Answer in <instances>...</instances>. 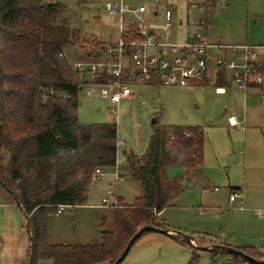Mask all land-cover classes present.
<instances>
[{
	"label": "rangeland",
	"instance_id": "obj_1",
	"mask_svg": "<svg viewBox=\"0 0 264 264\" xmlns=\"http://www.w3.org/2000/svg\"><path fill=\"white\" fill-rule=\"evenodd\" d=\"M43 1L66 6L71 27L86 37L101 40L105 45L117 44L124 33L121 14L110 13L107 9L108 4H116L128 10L124 14L125 19H130L132 25L140 30L141 24L132 21L134 16L129 11L141 6L147 9L142 26L152 43L182 44L189 34L207 33L209 43L248 42L264 46V0H218V5L217 0H208L205 10L198 5L204 0ZM168 8L173 11L170 28L165 18ZM206 20L205 26V23L200 24ZM156 31L162 33L157 34L162 36L158 41L151 37ZM249 38L254 40L250 42ZM72 53L82 52L78 48L68 52V58L74 64L79 59H74ZM213 82L212 79L207 85L187 87L156 83L131 85L135 98L122 100L119 104H113L102 96L106 88L83 86L79 96L80 122L88 125L116 124L123 144L118 147L116 166L105 168L101 180L93 182L85 206H65L63 214L49 217L47 243L95 244L91 238H98L95 242L100 243L101 225L104 223L105 229L110 231L114 216V207L104 206L103 198H108L109 203H115L118 198L131 203L142 193L140 184L129 171L126 153L144 155L155 127L181 126L203 127L207 132L202 171L209 186L204 188L202 181H182V195L159 221L162 225L164 221L167 230L177 231L194 240L180 245L166 236L148 232L137 241L121 264H192L194 251L199 256L197 264H234L229 261L227 250L220 246L242 245L264 250V90H250L246 94L232 85L225 93H218ZM227 112L234 114L239 121L246 118L245 132L227 127ZM116 172L122 175L119 183L115 181ZM182 174L179 168H170L167 172L171 181L179 180ZM231 191L242 193L243 210L240 201L229 202ZM8 201V193L0 184V206ZM88 205L96 207L89 208ZM18 211L23 223L25 221L27 236L24 240L23 237H5L8 242L0 258L3 264H20L24 258L30 264L27 218L20 209ZM14 216H9V220L15 221ZM16 240L19 259L14 250ZM2 248L0 245V251ZM214 254L220 256L217 261ZM247 256L264 263V253L253 250L245 257L250 259ZM37 264H52V261L40 260Z\"/></svg>",
	"mask_w": 264,
	"mask_h": 264
},
{
	"label": "trees",
	"instance_id": "obj_2",
	"mask_svg": "<svg viewBox=\"0 0 264 264\" xmlns=\"http://www.w3.org/2000/svg\"><path fill=\"white\" fill-rule=\"evenodd\" d=\"M123 24L125 42L147 39L130 20L124 19ZM77 48L84 55L72 53L74 59L99 61L105 58L107 45L82 41L60 3L0 0V184L9 201L26 215L30 264L40 260L114 264L141 228L165 229L159 215L182 195V181L205 179L203 127H155L144 155H125L141 196L132 204L118 198L112 229L101 225V242L47 243L49 217L58 214L59 206H85L95 170L117 164L116 124H83L79 114L82 87L107 84L111 77L94 75L86 81L75 73L68 52ZM170 168L182 169L179 180L168 178ZM168 237L180 245L190 244L181 235ZM237 249L243 255H233L236 264L254 250ZM198 258L194 251L192 264Z\"/></svg>",
	"mask_w": 264,
	"mask_h": 264
},
{
	"label": "built area",
	"instance_id": "obj_3",
	"mask_svg": "<svg viewBox=\"0 0 264 264\" xmlns=\"http://www.w3.org/2000/svg\"><path fill=\"white\" fill-rule=\"evenodd\" d=\"M107 9L110 13H119L122 16L126 12L122 5L116 4H108ZM145 11V7L132 10L131 14L134 16L132 21L142 24ZM165 18L167 27L170 28L173 20L171 9L166 10ZM123 21L124 19H122V33L125 30ZM188 37L182 44L152 43L148 39L127 43L121 38L117 44L107 46L103 60L78 61L72 64V69L86 81H90L94 75H110V82L100 86L106 88L102 96L113 104H119L122 100L134 96L131 85L156 83L187 87L202 83L213 61L218 69L231 71L233 82L243 91L264 87V62L259 60L258 47L248 44L214 45L202 35L189 34ZM216 90L218 93H225L224 88ZM228 123L231 127L245 128V121H239L235 115H229ZM121 144L123 140L117 137V146ZM103 174L104 169L97 168L92 176V182L100 181ZM116 180H119L118 174ZM229 200L230 203L237 200L242 202L243 195L234 191ZM115 203H109L108 198L102 200L104 206H114ZM64 208L65 206H59L58 214H62ZM241 209H244L242 203ZM229 257V261L236 264L233 255ZM239 264L264 263L244 258Z\"/></svg>",
	"mask_w": 264,
	"mask_h": 264
},
{
	"label": "crops",
	"instance_id": "obj_4",
	"mask_svg": "<svg viewBox=\"0 0 264 264\" xmlns=\"http://www.w3.org/2000/svg\"><path fill=\"white\" fill-rule=\"evenodd\" d=\"M205 3H206V0H204L201 4H198L199 5V7L200 8H203L204 10H205ZM218 3H219V1L217 0V5H218ZM197 5V6H198ZM217 5H216V7H217ZM64 6V5H63ZM123 6V5H122ZM65 7V10H66V17H67V19L69 20V15H68V9L66 8V6H64ZM141 7H144V6H141ZM215 7V8H216ZM124 8V7H123ZM125 9V8H124ZM168 9H170V8H168ZM126 10V9H125ZM128 10H126V12H127ZM125 12V13H126ZM129 12H131V11H129ZM147 12V9H146V11H145V13ZM124 13V14H125ZM157 13H155V15H156ZM122 16V15H121ZM122 19H125V17H124V15L122 16ZM144 19H145V14H144ZM127 20V19H126ZM128 20H130V19H128ZM207 23V20L206 21H203V22H200V24L202 23ZM206 23L205 24H203L204 26L206 25ZM143 24H141V27H142V32H143V34L147 37V39H148V36H149V34H147L145 31H144V29H143V26H142ZM201 27H202V25H200ZM125 27V26H124ZM74 29V28H73ZM76 30V29H75ZM77 31H79V30H77ZM79 33H80V37L83 39V40H86V39H93V38H89V37H86V36H84L80 31H79ZM157 34H161L162 35V33L161 32H153L151 35V37H153V39H155V41H158V38H160V39H162V36H160V35H157ZM122 35V34H121ZM159 36V37H158ZM205 39H207L208 40V38H207V33H205V35H202ZM121 39V38H120ZM159 39V40H160ZM93 40H97V39H93ZM149 40V39H148ZM242 40V39H241ZM247 40H250V42L252 41V40H254V39H252V38H249V39H247ZM97 41H100L101 42V40H97ZM211 44H220V45H244V44H248V45H252V46H255V47H258V55H259V60L261 61V62H264V46H257V45H255V44H250V43H248V42H245V43H243V42H238V43H222L221 41H219V42H211ZM107 46L108 45H111V44H106ZM232 76H233V74H232V72L231 71H227V70H225V69H218V67H216V65H215V63H214V61L213 62H211L210 63V67H209V71H208V73H207V75H206V78H205V81L204 82H202V83H198V85H207L208 83H210V80H214V84L216 85V89L217 88H224L225 89V92H226V89H227V87L228 86H232V85H234V86H236V84L233 82V79H232ZM86 86H98V87H101L100 85H91V84H88V85H86ZM237 87V86H236ZM103 88V87H102ZM238 88V87H237ZM240 89V88H239ZM240 90H242V89H240ZM250 90H254V91H260V92H263V90H264V87L263 88H252V89H249L248 91H247V93L246 94H248V92L250 91ZM135 97L133 96V97H131V98H128V99H124V101H131V100H133ZM229 115H234V114H232V113H230V112H227V115H226V125H227V127L228 128H230V129H235L236 127H231L230 125H229V123H228V117H229ZM240 121H245V128L244 129H242V128H239L240 130H242L243 132H245L246 131V129H247V120H246V118L245 117H243V119L242 120H240ZM204 129V128H203ZM236 129H238V128H236ZM205 134H206V142H207V132L205 131ZM205 146H206V143H205ZM202 170H203V168H202ZM130 171V170H129ZM183 172V171H182ZM203 172V171H202ZM131 173V172H130ZM116 174H118V176H119V180L117 181L116 180ZM132 174V173H131ZM122 179V175H120V173L119 172H116L115 173V181H116V183H119V181ZM196 182V181H195ZM203 183H202V185H203V187L204 188H207L208 186H209V182L206 180V179H204V181H202ZM190 183H194V182H190ZM93 184V183H92ZM92 186V185H91ZM216 191H218V188H214ZM232 190H240V188H235V189H233L232 188ZM234 191H231V194L233 193ZM89 193H90V191H89ZM110 193V192H109ZM141 195H139L138 197H140ZM137 198V197H136ZM135 198V199H136ZM88 199H89V195H88ZM104 199V198H103ZM119 199H123V198H119ZM230 199V198H229ZM124 201H125V199H123ZM237 201H239V200H237ZM237 201H235V202H237ZM88 202V201H87ZM229 202H230V200H229ZM128 204H132L133 202H131V203H129V202H127ZM234 203V202H233ZM240 203H242L243 204V207H244V203H243V201L242 202H240ZM89 206V208L90 207H96V206H93V205H88ZM174 206H175V204H174ZM19 206L18 205H16V204H13V203H11L10 201H8V202H4L1 206H0V229H1V233H0V245H2L3 246V250H1L0 251V258H1V253H3L2 251H4V247H6V246H4V245H6L7 244V242H6V240H5V237H7V239L8 238H10L11 239V237L13 236V237H23V240H24V238L27 236V230L25 229V227H24V225H25V221H24V223H23V221H22V219H21V217H19V215H18V210L20 209L21 210V212L24 214V212H23V210L21 209V208H18ZM97 207H100V206H97ZM171 208V207H170ZM99 209H101V208H99ZM169 209V208H168ZM167 210V209H166ZM165 210V211H166ZM165 211L164 212H162L160 215H159V219H160V217H162L163 216V214L165 213ZM23 214H22V216H23ZM63 214V213H62ZM16 216V220L14 221L13 220V222L12 221H10L9 220V216ZM14 216V217H15ZM24 224V225H23ZM163 224H164V227H165V223H164V221H163ZM14 229H16V231H14ZM166 229V228H165ZM6 231H8L7 232V235H6ZM155 234H159V235H163V234H160V233H157V232H154ZM178 232L177 231H173V232H171V234L172 235H179V234H177ZM163 236H166V235H163ZM166 237H168V236H166ZM169 239H171L170 237H168ZM92 240H90V241H93L95 244H97L98 242H95V241H97V239L98 238H91ZM94 239V240H93ZM172 240V239H171ZM92 242V243H93ZM88 243H90V242H88ZM78 245H85V244H78ZM86 245H89V244H86ZM91 245H94V244H91ZM227 246H229V247H232V248H252V249H254V250H256V251H258V252H261V253H264V250H258V249H256V248H253V247H247V246H242V245H235V246H231V245H228V244H226ZM210 246V245H209ZM208 247V246H207ZM207 249V248H206ZM14 250L16 251V253H15V255H16V258L17 259H19V254L17 253V251H18V241L16 240L15 241V244H14ZM25 259V258H24ZM23 259V262L22 263H20V264H27L26 262H27V260L25 259L24 260ZM0 264H3V262H1ZM52 264H53V262H52Z\"/></svg>",
	"mask_w": 264,
	"mask_h": 264
},
{
	"label": "water",
	"instance_id": "obj_5",
	"mask_svg": "<svg viewBox=\"0 0 264 264\" xmlns=\"http://www.w3.org/2000/svg\"><path fill=\"white\" fill-rule=\"evenodd\" d=\"M19 206V205H18ZM19 208L22 209L21 206H19ZM148 232H157L166 236H170L172 235L171 232H173L172 230H167V229H158L156 227H152V226H145L143 228H141L133 237L132 239L129 241V243L127 244L125 250L123 251L122 255L117 259V261L114 264H121L123 263V261L126 259V257L128 256L129 252L131 251L133 245L146 233ZM181 236H183L189 243H191V241L194 240V238L192 237H188L186 235H183L181 233H177ZM223 249L227 250V253L229 255H238L241 256L243 255V253L236 249V248H232V247H225V246H220ZM207 250V249H206Z\"/></svg>",
	"mask_w": 264,
	"mask_h": 264
}]
</instances>
